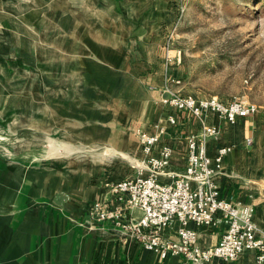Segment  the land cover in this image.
Listing matches in <instances>:
<instances>
[{
    "label": "crops",
    "instance_id": "0c3cea01",
    "mask_svg": "<svg viewBox=\"0 0 264 264\" xmlns=\"http://www.w3.org/2000/svg\"><path fill=\"white\" fill-rule=\"evenodd\" d=\"M86 1L91 2L89 11L104 19L100 22L104 29L99 25L89 34L109 36L92 39L95 42L87 49L83 43L79 67L82 107L71 116L78 124L66 123L82 128L80 144L67 143L68 147L81 146V153L69 151L72 155L62 156L57 152L52 164L29 167L20 176L13 213L0 237V264H181L182 256L160 258L133 240L117 220H99L96 211V204L104 210L121 208L122 220L141 214L138 208H127L126 196L119 200L111 190L112 183L147 172L137 129L153 132L161 117L174 114L177 122L168 124L154 152L159 154L165 144L173 146L169 169L183 171L185 136L201 127L190 112L171 110L163 103L168 97L165 66L147 32L157 30L169 0ZM134 52L138 58L133 59ZM179 71L176 66L170 68L173 76H181ZM206 122L221 129L219 137L208 142L211 155L224 144L233 145L217 177L222 194L252 204L255 219L264 228V141L260 133L264 126L256 114L229 124L209 112ZM248 138H252L250 145ZM171 178L160 177L165 182ZM191 225L204 247L215 244L227 228L223 222ZM168 235L177 239L176 224ZM256 254L247 250L230 264H256Z\"/></svg>",
    "mask_w": 264,
    "mask_h": 264
},
{
    "label": "rangeland",
    "instance_id": "374dc122",
    "mask_svg": "<svg viewBox=\"0 0 264 264\" xmlns=\"http://www.w3.org/2000/svg\"><path fill=\"white\" fill-rule=\"evenodd\" d=\"M90 7L86 0H0V237L27 168L52 164L57 152L81 153L67 143L81 142L82 128L66 123L78 124L71 116L82 107L83 43L87 49L109 36L89 34L104 20ZM156 28L147 34L165 66V90L256 103L264 126V0H169ZM172 66L181 76L171 75ZM260 133L264 141V127Z\"/></svg>",
    "mask_w": 264,
    "mask_h": 264
},
{
    "label": "built area",
    "instance_id": "2783aa9c",
    "mask_svg": "<svg viewBox=\"0 0 264 264\" xmlns=\"http://www.w3.org/2000/svg\"><path fill=\"white\" fill-rule=\"evenodd\" d=\"M185 7L179 10L181 16ZM163 102L178 110L190 112L201 122L198 132L185 136L187 144L186 166L183 171L170 170L174 154L173 146L155 148L166 134L168 124H175L177 117L166 114L154 124V131L137 129L141 141L146 173L141 171L111 184L112 192L119 200L125 196L127 208H138L139 216L122 220L121 208L104 210L96 204L99 220L115 219L127 234L145 250L155 252L160 258L182 256L181 264H230L245 251L255 250L256 264H264V228L255 219L254 206L224 196L217 183L223 173V161L233 150L224 144L214 155L208 151V142L221 134L219 126L206 122L209 112L217 114L229 124L240 117L257 113L256 103L234 98L225 102L216 95L197 97L168 88ZM252 138L247 139V144ZM161 176L172 177L162 181ZM225 223L227 228L220 239L204 247L199 242V232L192 223L201 227ZM177 225V239L168 235V229Z\"/></svg>",
    "mask_w": 264,
    "mask_h": 264
}]
</instances>
